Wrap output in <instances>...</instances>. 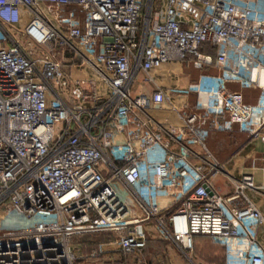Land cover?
<instances>
[{"label": "built area", "instance_id": "2783aa9c", "mask_svg": "<svg viewBox=\"0 0 264 264\" xmlns=\"http://www.w3.org/2000/svg\"><path fill=\"white\" fill-rule=\"evenodd\" d=\"M219 134L264 146V0H0V264L98 263L72 240L109 232L129 255L147 224L264 264V183Z\"/></svg>", "mask_w": 264, "mask_h": 264}, {"label": "crops", "instance_id": "0c3cea01", "mask_svg": "<svg viewBox=\"0 0 264 264\" xmlns=\"http://www.w3.org/2000/svg\"><path fill=\"white\" fill-rule=\"evenodd\" d=\"M246 94L248 98L255 95L250 91L246 92ZM208 145L214 153L217 152V145L214 142L213 137L209 139ZM249 147L251 148L245 155L240 156V151L235 149L234 152L231 155H228L225 160H229L230 164L232 165L239 163L242 158H245L247 169L254 174L256 181L259 183H264V153L261 152L264 150V146L259 142H255L245 146V148ZM255 150L257 152L256 161H254L252 157ZM215 186L216 189L224 195H230L233 191L231 184H229L226 178L223 176H218L216 178ZM146 227L150 234L147 246L143 250L129 254V259H127L125 263L131 261L130 257H134L133 261L136 264H148V262L151 261L152 264H198V259H206L207 255L209 254V249H211L212 253L215 252L212 259L214 260V263L211 264H222L224 262L223 248L220 245L214 243L210 237L196 236L194 249L188 251L187 254H184L179 248L166 240L157 227L152 224H147ZM78 252L83 254V252L79 250ZM199 253H203L204 255L200 256ZM147 257L151 258V261H148ZM81 264L84 263L81 261Z\"/></svg>", "mask_w": 264, "mask_h": 264}, {"label": "rangeland", "instance_id": "374dc122", "mask_svg": "<svg viewBox=\"0 0 264 264\" xmlns=\"http://www.w3.org/2000/svg\"><path fill=\"white\" fill-rule=\"evenodd\" d=\"M187 72H191L192 79L197 77V72L192 70H186ZM220 136V137H219ZM213 136L214 142L217 145V152L215 154L217 157L225 161L228 155H231L235 149L240 151V156L245 155L251 147L245 148L246 143L248 142L249 138L245 135L241 134H221V135ZM261 152L264 153V150ZM247 166V163H246ZM139 231L143 230V226H139L137 228ZM116 234L115 233H102V234H90V235H83V236H76L72 240L73 247L76 250L83 252V254H89L93 249L103 250L100 252V261L98 263L93 264H136L133 260L134 257H130L128 263H125L127 259H129L128 255L123 254L117 247L116 241ZM78 248V249H77ZM209 249V254L207 255L206 259H198V264H211L214 263L213 255L215 252H211ZM200 256H203V253H199ZM128 256V257H127ZM148 261H151V258L147 257ZM131 262V263H130ZM154 263V262H153ZM148 264H152L148 262Z\"/></svg>", "mask_w": 264, "mask_h": 264}, {"label": "trees", "instance_id": "16d2710c", "mask_svg": "<svg viewBox=\"0 0 264 264\" xmlns=\"http://www.w3.org/2000/svg\"><path fill=\"white\" fill-rule=\"evenodd\" d=\"M202 50H203L204 52L210 53L211 55L214 54V50H213L211 47L204 46V47L202 48Z\"/></svg>", "mask_w": 264, "mask_h": 264}]
</instances>
